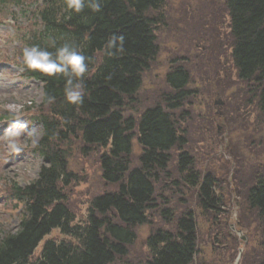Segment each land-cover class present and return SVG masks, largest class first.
Here are the masks:
<instances>
[{
    "label": "rangeland",
    "instance_id": "rangeland-1",
    "mask_svg": "<svg viewBox=\"0 0 264 264\" xmlns=\"http://www.w3.org/2000/svg\"><path fill=\"white\" fill-rule=\"evenodd\" d=\"M42 3L0 0V135L8 127L5 121L11 119L6 104L21 106V119L28 125L21 137L28 147L20 154L10 153L0 136V237L19 228L22 207L11 198V185L29 184L44 163L35 151L44 134L41 118L48 117L60 128L59 133L65 130L63 123L42 107L43 84L24 73L20 57L27 39L43 28L38 15ZM145 15L152 19L158 53L143 72L139 91L126 100L122 115L139 123L146 109L161 105L173 115L185 142L169 151L166 170L155 172L148 222L135 227L136 239L128 253L109 264L146 263L151 257L149 236L162 228L175 233L177 220L188 211L194 212L197 223L194 264H259L264 260L262 229L246 197L255 181L264 176V110L258 93L263 85L239 75L228 0H163ZM179 67L189 73V93L182 107L172 110L169 99L175 92L167 75ZM137 129L131 169L141 165L143 148ZM58 146L66 152L68 171L73 173L70 185L64 188L65 202L75 216L74 224L84 226L93 199L119 187L102 177L101 156L109 148L93 145L87 150L80 132ZM186 153L192 159L191 167L182 169L180 158ZM192 173L199 175L200 184L206 176L214 179L212 190L221 201L218 210L201 207L199 186L186 180ZM165 210L171 211L170 220L163 217ZM46 240L79 243L58 229ZM42 246L32 260L39 257Z\"/></svg>",
    "mask_w": 264,
    "mask_h": 264
},
{
    "label": "trees",
    "instance_id": "trees-1",
    "mask_svg": "<svg viewBox=\"0 0 264 264\" xmlns=\"http://www.w3.org/2000/svg\"><path fill=\"white\" fill-rule=\"evenodd\" d=\"M163 0H100V11L88 6L79 13L66 8L65 0H43L38 15L43 28L27 39L26 47L74 43L88 58L83 78V103L73 105L64 95L62 76L48 77L38 71L26 73L43 83L42 107L48 108L64 125V133L48 117L43 116L44 134L35 151L44 163L32 182L25 186L11 185V198L22 207L19 228L0 237V264H109L117 256H125L136 239L135 227L148 222L147 211L155 195L156 171H164L170 161L169 151L185 142L179 135L178 123L161 105L148 108L139 123L122 115L126 100L142 85V75L158 53L152 19L145 15L157 9ZM231 30L234 36L236 65L242 80L262 83L259 90L264 110V0H228ZM116 49H108L112 37ZM23 50V49H22ZM22 50L20 57L22 56ZM189 73L179 67L167 75V83L175 92L169 99L172 110L182 107L188 95ZM54 97L48 102V97ZM143 151L141 166L129 170L133 153L134 129ZM81 133L84 144L109 148L101 156L103 178L119 184L118 191L96 196L89 208L86 224H74L75 216L66 205L64 188L70 185L73 173L68 171L66 152L58 146ZM192 159L182 154V169L191 167ZM189 165V166H188ZM194 163L192 164V166ZM187 182L199 186V201L205 210L219 209L220 199L212 188L211 176L192 173ZM246 203L255 211L264 241V176L248 190ZM163 217L170 220L171 211ZM176 232L157 230L147 240L151 257L144 264H194L197 253V223L194 212L188 211L177 220ZM72 237L79 243L47 240L39 257L32 260L40 241L53 230ZM264 264V260L259 261Z\"/></svg>",
    "mask_w": 264,
    "mask_h": 264
},
{
    "label": "clouds",
    "instance_id": "clouds-1",
    "mask_svg": "<svg viewBox=\"0 0 264 264\" xmlns=\"http://www.w3.org/2000/svg\"><path fill=\"white\" fill-rule=\"evenodd\" d=\"M86 0H65L66 8L79 13L85 7ZM88 6L94 12L100 11V0H87ZM118 40L122 38L112 37L108 41V49H116ZM51 46L55 51L39 45L25 47L22 50V63L30 71H38L48 77L62 76L65 80L64 95L68 103L80 105L83 103L85 89L83 78L88 70L85 54L74 43L64 42L56 46L55 41ZM54 97H48V102H53ZM5 110L11 119L6 120L8 127L4 130L2 139L10 153L20 154L28 145L22 142L21 137L28 125L21 118L22 107L15 104H6ZM2 125V124H0Z\"/></svg>",
    "mask_w": 264,
    "mask_h": 264
},
{
    "label": "bare ground",
    "instance_id": "bare-ground-1",
    "mask_svg": "<svg viewBox=\"0 0 264 264\" xmlns=\"http://www.w3.org/2000/svg\"><path fill=\"white\" fill-rule=\"evenodd\" d=\"M35 80H37V81H40L41 83H42V81L41 80H39V79H35ZM43 84V83H42ZM13 87V86H12ZM24 91H28V90H24ZM138 142H139V139H138ZM96 146H100L99 144H97ZM101 147V146H100ZM142 155V154H141ZM141 155H140V157H141ZM140 157H139V162H140V164H141V160H140ZM140 167H142L141 165H140ZM129 170L130 171H133L134 169H131V167L129 166ZM118 191V190H117ZM117 191H114V192H117ZM114 192H112V193H114ZM157 230H164V231H167L166 229H164V228H162V229H157ZM157 230H155V231H157ZM47 237H45V238H43L41 241H40V243H39V246H41L42 244L44 245L45 244V242L47 241H45V239H46ZM45 241V242H44Z\"/></svg>",
    "mask_w": 264,
    "mask_h": 264
}]
</instances>
